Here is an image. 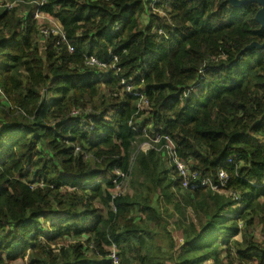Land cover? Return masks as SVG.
<instances>
[{"label": "trees", "instance_id": "obj_1", "mask_svg": "<svg viewBox=\"0 0 264 264\" xmlns=\"http://www.w3.org/2000/svg\"><path fill=\"white\" fill-rule=\"evenodd\" d=\"M9 2L0 264H112L114 244L120 264H264V50L241 54L264 43L259 6L160 0L161 15L154 0H47L55 27L34 19L41 0ZM113 56L116 70L86 66ZM122 80L148 101L142 113ZM157 134L202 179L224 171L229 194L182 189L155 150L132 163ZM132 166L128 193L114 199L116 170Z\"/></svg>", "mask_w": 264, "mask_h": 264}, {"label": "built area", "instance_id": "obj_2", "mask_svg": "<svg viewBox=\"0 0 264 264\" xmlns=\"http://www.w3.org/2000/svg\"><path fill=\"white\" fill-rule=\"evenodd\" d=\"M46 1L47 0H41V2L38 3V7L34 13V19L35 20L41 19L45 16L42 13L41 8L43 7V5L45 4ZM159 2H160V0H154L151 7L155 12H157L161 15H164V13L155 9V4L159 3ZM2 6L3 5H1V3H0V7H2ZM41 33L45 37H48L50 35L60 36L63 39V41H66V35L61 33L60 29H58V30L54 29L51 32L46 30V29H42ZM69 50L71 53L75 52V49L73 46L69 47ZM113 57L115 60L114 61L115 64H112V63L106 64L104 62L99 61L95 57H90V58L87 57L86 58V66H88L90 68L91 67L92 68H94V67L99 68L101 70H107L109 68L116 70V63H118V57H116V56H113ZM122 85L127 87L128 94H131L133 96L140 98L139 103H138L139 113H142L144 110H146V108L148 107V101L145 99V97L140 92H135L133 90V86L128 85L125 80H122ZM78 113L79 112H75L74 114L78 115ZM132 125H133V123L130 122V126H132ZM146 130L147 129H143V132H145ZM146 136L149 139V141H147L144 145L155 143L154 145H152L151 149H149L148 151L155 150L158 154H160L161 158L167 162V164L170 163L173 166L172 171L176 175L173 178V180L176 183L179 182L182 189L190 190V191H196V190L204 188V189H210L211 191H213L216 194H221V195L222 194H226V195L229 194L226 192V186L228 183V175L224 171L220 172L218 183H214L210 179H202L197 171H194L191 168H189V166L180 159L178 152H177L176 143L174 142V140L171 137L163 136L160 134H157L154 138L149 137L148 135H146ZM142 150H143V148H142ZM143 151H139V152L134 154V156L132 157V163L135 162L137 155ZM148 151H144L143 153H147ZM132 169H133V166L131 167L130 175H129V173H126V172H123L120 170H116V172H115V174H116L115 184L117 185V189H116V194H115L114 199L119 198L123 194H125V193L120 192V189L127 182V180L129 178H131ZM233 196L235 199L239 200L238 195L233 194ZM114 209H115V207H114ZM91 247L93 248V245ZM108 258L112 264H120V258L118 256V247L115 244L112 245V248H111V251H110Z\"/></svg>", "mask_w": 264, "mask_h": 264}, {"label": "water", "instance_id": "obj_3", "mask_svg": "<svg viewBox=\"0 0 264 264\" xmlns=\"http://www.w3.org/2000/svg\"><path fill=\"white\" fill-rule=\"evenodd\" d=\"M228 3L236 9L242 8L243 6H246L248 4L258 5L259 11L256 14L255 20L262 28H264V0H228ZM255 49L259 51L264 50V43L261 44L259 42H253L245 47V49L242 50L241 54Z\"/></svg>", "mask_w": 264, "mask_h": 264}, {"label": "rangeland", "instance_id": "obj_4", "mask_svg": "<svg viewBox=\"0 0 264 264\" xmlns=\"http://www.w3.org/2000/svg\"><path fill=\"white\" fill-rule=\"evenodd\" d=\"M0 3H1V5H3L2 7H0V8H7L8 10H11V9H13L14 7H15V5H16V3H14V4H12V3H10L9 2V0H0ZM37 4V3H36ZM5 5V6H4ZM41 19H45V20H48V19H46V17L44 16L43 18H41ZM51 20V21H50ZM50 20H48V21H50L52 24H54V26L56 27L57 26V23H55L52 19H50ZM50 27V28H49ZM49 27H46L48 30H51L52 29V27H51V24H50V26ZM92 68V67H91ZM146 142H144V143H141V144H137L136 145V147H135V153H137V152H139V151H148L149 149H151V147H152V145H154V144H148V145H144ZM144 145V146H143ZM157 145V144H156ZM142 148H143V150H142ZM143 151V152H144ZM168 166H172L170 163H168ZM131 181H132V179L131 178H129L128 180H127V182L122 186V188L120 189V192H122V193H128V191H129V189H130V185H131ZM156 207H157V204L155 205ZM173 225V221H172V224H171V226ZM255 236H256V239L257 240H263V237L261 236V234H260V232H259V230L257 229L256 230V232H255ZM175 238L177 239V240H179L180 241V238H179V236H178V234H175ZM92 248V247H91ZM88 253H89V251H88ZM87 253V254H88ZM90 255V254H89ZM23 264V263H22Z\"/></svg>", "mask_w": 264, "mask_h": 264}]
</instances>
